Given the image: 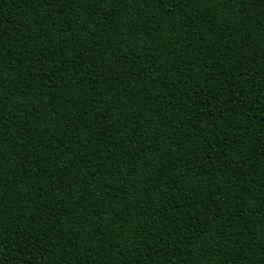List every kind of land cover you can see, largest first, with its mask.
Instances as JSON below:
<instances>
[{
  "label": "trees",
  "instance_id": "1",
  "mask_svg": "<svg viewBox=\"0 0 264 264\" xmlns=\"http://www.w3.org/2000/svg\"><path fill=\"white\" fill-rule=\"evenodd\" d=\"M0 264H264V0H0Z\"/></svg>",
  "mask_w": 264,
  "mask_h": 264
}]
</instances>
